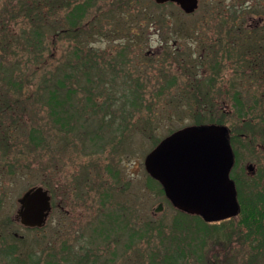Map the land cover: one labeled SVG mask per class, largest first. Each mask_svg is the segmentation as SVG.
<instances>
[{
  "label": "rangeland",
  "instance_id": "1",
  "mask_svg": "<svg viewBox=\"0 0 264 264\" xmlns=\"http://www.w3.org/2000/svg\"><path fill=\"white\" fill-rule=\"evenodd\" d=\"M196 121L227 127L232 175L264 191V0H0V264H264L234 226L172 232L144 158ZM35 186L52 211L29 229Z\"/></svg>",
  "mask_w": 264,
  "mask_h": 264
},
{
  "label": "water",
  "instance_id": "2",
  "mask_svg": "<svg viewBox=\"0 0 264 264\" xmlns=\"http://www.w3.org/2000/svg\"><path fill=\"white\" fill-rule=\"evenodd\" d=\"M155 1L175 2L185 13L198 6V0ZM227 134L224 125H189L163 138L146 154V172L160 183L174 208L207 222L228 219L239 212L236 187L230 179L234 156ZM17 201L21 225L39 228L45 224L51 211L46 189L32 187ZM161 209L159 204L155 211Z\"/></svg>",
  "mask_w": 264,
  "mask_h": 264
},
{
  "label": "trees",
  "instance_id": "3",
  "mask_svg": "<svg viewBox=\"0 0 264 264\" xmlns=\"http://www.w3.org/2000/svg\"><path fill=\"white\" fill-rule=\"evenodd\" d=\"M246 47L247 48H245V50H247V52L251 50V45ZM66 67L69 69L70 65H67ZM63 76L65 79L70 77V75L66 73ZM59 83L62 87H66L63 81L60 80ZM56 91L57 89H53L51 91V96L48 98L47 101L50 109V115L52 117H55V119L57 120V109L60 106V103L56 98ZM71 91H73V89L67 88L66 92ZM65 124H67V121H64L63 125L66 126ZM196 125L201 124L200 122L196 121ZM232 177L234 176L232 175ZM233 179L236 184L238 201L241 207V213L239 215L226 221H222L221 223L207 224L203 222L199 217L188 216L183 213L176 212L177 216L176 218H174L173 224L171 225L173 234H175L177 228H189L188 225L192 223L194 225L201 226L207 230L210 229V235L215 234L216 236L221 237V235L227 234L228 236H231L230 232L227 231V226L229 225L230 227L234 226L236 229H238V234H240V236L243 234V237L246 241L252 239L258 241V243L256 244V249H261V246H264V191H253L249 189L245 192L242 190L243 186L240 181H238L236 177H234ZM158 188L161 193H163L161 187L159 186ZM188 220H190V222ZM235 220H237V222H235ZM170 237L171 235L169 236V238ZM0 254H2V250H0ZM6 257L10 258V262L7 264H25V262L22 263L20 261L22 260V254H17V252L15 253L12 250L6 254ZM253 259L256 260L255 257H253Z\"/></svg>",
  "mask_w": 264,
  "mask_h": 264
},
{
  "label": "flooded vegetation",
  "instance_id": "4",
  "mask_svg": "<svg viewBox=\"0 0 264 264\" xmlns=\"http://www.w3.org/2000/svg\"><path fill=\"white\" fill-rule=\"evenodd\" d=\"M157 5H167V4H172V5H174V6H176V7H178L179 9H180V7L176 4V3H173V2H167V3H163V4H158V3H156Z\"/></svg>",
  "mask_w": 264,
  "mask_h": 264
}]
</instances>
